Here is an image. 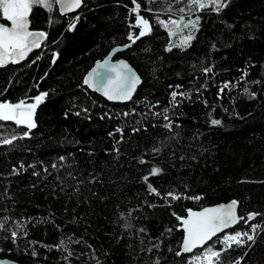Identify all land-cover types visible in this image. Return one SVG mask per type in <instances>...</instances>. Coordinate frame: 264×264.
Returning <instances> with one entry per match:
<instances>
[{
    "label": "trees",
    "instance_id": "obj_1",
    "mask_svg": "<svg viewBox=\"0 0 264 264\" xmlns=\"http://www.w3.org/2000/svg\"><path fill=\"white\" fill-rule=\"evenodd\" d=\"M223 2L220 11L189 12L188 0H136L151 25L139 39L133 0H84L71 16L53 0L51 11L33 6L29 29L47 39L23 62L0 68V103L47 95L35 128L0 121V257L194 264L210 246L220 252L214 264H264V0ZM177 16H199L187 45H172L158 22ZM133 40L117 57L142 83L129 103L109 102L84 77ZM231 199L245 219L203 249L177 255L186 210ZM236 232L253 239L222 250L220 240Z\"/></svg>",
    "mask_w": 264,
    "mask_h": 264
},
{
    "label": "snow or ice",
    "instance_id": "obj_2",
    "mask_svg": "<svg viewBox=\"0 0 264 264\" xmlns=\"http://www.w3.org/2000/svg\"><path fill=\"white\" fill-rule=\"evenodd\" d=\"M61 10L64 12L72 11L79 8L82 0H59ZM149 3L152 0H148ZM189 12L191 7L196 6L203 10L211 4H216V11H220L221 7L226 5L220 4V0H188ZM135 7L132 9L136 13V24L134 26H142V30L136 39L140 36H144L151 30L149 21L139 15L140 5L133 0ZM33 6H43L51 11V3L49 0H0V16L5 18L11 23L10 27L0 24V66L8 62H17L18 60L24 59L27 54L32 51L33 48L39 46V38L44 37L45 33H37L29 31V20L28 16ZM151 11V9H148ZM168 11H171L169 8ZM181 13L185 11L184 8L179 9ZM78 19V17H77ZM163 24L164 27L168 28L169 23L172 26L180 29V25L183 28L189 29V35L184 37V44L188 43L193 37L191 35L192 30H198L199 16L195 19H188L186 22L183 16L179 19H171L170 21H158ZM74 27V25H70ZM171 32V29H169ZM172 35L176 33L172 32ZM31 38V39H30ZM131 39V37H130ZM183 46V45H181ZM171 50V46L167 49ZM54 62V61H53ZM100 69H107L108 74L105 76L104 73L100 72ZM211 71V69H206ZM139 77L131 70L127 63L120 61L117 64H109L108 60H105L102 64H97V67L89 73L88 78L85 79L84 83L90 86L97 87L103 91L104 95L112 100H128L131 99L132 92L135 90L136 85L139 83ZM45 94L35 97V102L32 104H26L24 100L19 101L16 104L9 102L0 103V121H13L17 125H26L29 130L36 127L33 121V114L36 106L43 100ZM178 93L173 92L172 98L175 100ZM183 95V93H180ZM212 124L218 125L221 122L219 120H212ZM27 135V133H25ZM16 139H4L3 144H11L12 140ZM159 169H153L152 174H155ZM147 180V177H145ZM155 191V189H152ZM174 199L179 197L174 196L172 193L168 194ZM198 199V198H197ZM237 201H232L229 205H221L215 208H206L200 212H192L189 210V216L187 219H183V227L186 231V236L183 240L182 250L183 252H191L196 247H202L213 237L217 236L218 233L228 228L231 225L238 223L241 217H237L235 209ZM256 214H250L248 219L254 218ZM3 225L0 224V227ZM255 231V228H253ZM15 236V233H13ZM244 237L247 240H252L253 236L248 233L236 232L235 234H226L220 243L224 245L222 250L231 248L233 243L237 246L242 245ZM180 255V253H177ZM220 252L213 251L211 247L205 249L203 253V260L207 261V264H213V258L218 261ZM195 264H200L201 257H194ZM239 264V261H237Z\"/></svg>",
    "mask_w": 264,
    "mask_h": 264
},
{
    "label": "water",
    "instance_id": "obj_3",
    "mask_svg": "<svg viewBox=\"0 0 264 264\" xmlns=\"http://www.w3.org/2000/svg\"><path fill=\"white\" fill-rule=\"evenodd\" d=\"M83 4H84V0H82L81 5H80L79 8H76V9H74V10H72V11L64 12V11L61 10V6H60V2H59V0H56V6H57V9H58L60 15L76 14L77 12L80 11V9L82 8ZM73 25H74V24H73ZM31 31H32V32L45 33V34H46V32L43 31V30H31ZM30 39H31V38H30ZM46 39H47V34H46L44 37L39 38V46L33 48L32 51H30L24 59H22V60H18L17 62H8V63H6V64L0 66V68H5V67H7L9 64H11V63H21V62H23L24 60H26V59H27V58L33 53V51L37 50V49H38L43 43H45ZM133 42H134V40L131 41L130 43L126 44V45H117V46L113 47V48L109 51V53H108L106 56H104V57L101 58V59H97V60L94 62V64L92 65V67L89 69V71L87 72V74H86L85 77H84V81H85V79L88 78L89 73H91L92 70L95 69V68L97 67V64H98V63H99V64H102L105 60H108V61H109V64H113V65L119 63L120 61H123V62L127 63L128 66L131 68V70L135 73V75H136L137 77H139V81H140V82L136 85L135 90L132 92L131 99H128V100H112V99H109L107 96L104 95L103 91L99 90L97 87L90 86V85H87V84L84 83V84H85V85H86L91 91H93V92L97 93L98 95L102 96L103 98H105V99H106L107 101H109V102H112V103H119V104L129 103V102L134 98V96H135V94H136L138 88L140 87V85H141V83H142V77H141V75L138 73V71L133 67V65H132L127 59H125V58H123V57H117V55H118L119 53L125 51L128 47H130V46L133 44ZM99 71L102 72V73H104L105 76H107V74H108L107 69H100ZM46 95H47V94H46ZM46 95L44 96V98L46 97ZM44 98H43V100H42V101L36 106V108H37L41 103H43ZM36 108H35V110H36ZM34 113H35V111H34ZM232 201H237V206H236V209H235V213H236L237 217H241V218H243V219H240V220L238 221V223H236V224H234V225H231V226H229L228 228H226V229H224L223 231H221L220 233H218L217 236H219V235H221V234H223V233H225V232H227V231H229V230H231V229L236 228V227L240 224V222H241L242 220L245 219V216H241V214H240V212H239V201H238L237 199H231V200H229V201H227V202H221V203H217V204L207 205V206H204V207L199 208V209L188 208V209L186 210L185 215L182 216L181 218H183V219H187L188 216H189V210H191L192 212H200V211H203V210L206 209V208H215V207H219V206H221V205H224V206L229 205ZM179 223H180V225H179L178 228H179L180 231L183 232V238H182V241H181V243H180V248H179V251H178V253H180V255H188V254H192V253H194V252H195L196 250H198V249H203V248H204L206 245H208V244H209L214 238H216V237H213L211 240H209V241H208L206 244H204L202 247H199V246H198V247L194 248L191 252H183V250H182V244H183V240H184V238H185V236H186L187 233H186V231H185V229H184V227H183V220H182V219H179ZM0 264H21V263L18 262V261H16V260L10 259V258L0 257Z\"/></svg>",
    "mask_w": 264,
    "mask_h": 264
},
{
    "label": "rangeland",
    "instance_id": "obj_4",
    "mask_svg": "<svg viewBox=\"0 0 264 264\" xmlns=\"http://www.w3.org/2000/svg\"><path fill=\"white\" fill-rule=\"evenodd\" d=\"M53 1H55V0H53ZM51 2V0H49V3ZM205 2L207 3V0H205ZM220 4H224V2H223V0H220ZM209 6H217L216 4H211V5H209ZM198 8V7H197ZM199 9V8H198ZM199 10H201V9H199ZM184 17V20H185V22L188 20V18H186L185 16H183ZM3 18V17H2ZM180 18V16H177V17H175V18H171V19H179ZM5 19V18H4ZM145 19V18H144ZM29 20V19H28ZM147 20V19H146ZM0 24H4L5 26H7V27H10L11 26V23L8 21V23L6 24V23H2V22H0ZM29 24H30V22H29ZM149 25H150V23H149ZM139 28H140V31L142 30V26H139ZM150 28H151V25H150ZM168 30L169 29H171V32H170V35H171V37H172V42H173V44L172 45H187L188 43H190V41L192 40H190L188 43H186V44H184V42H183V40H184V37H186V36H188L189 35V29H186V28H183V25H180V29H182V30H178L177 29V27H175V26H172L170 23H169V26H168V28H167ZM29 31H31L30 29H29ZM150 32V31H149ZM149 32H147V33H149ZM172 32H174V33H176L175 35H172L171 33ZM194 30H192L191 31V35H192V37L194 36ZM2 103V102H1ZM26 104H32V103H26ZM34 115V114H33ZM33 121H34V119H33ZM227 234H235V233H227ZM223 239V238H222ZM210 246H208V247H205L204 249H203V252H201L200 254H198V255H196L195 257H197V256H199V257H201V261H200V264H207V261L206 260H203V253H204V251H205V249H207V248H209ZM212 248V247H211ZM213 249V248H212ZM213 251H215L214 249H213ZM213 260H214V258H213ZM192 261L194 262V264H195V261H194V258L192 259ZM214 264V263H213Z\"/></svg>",
    "mask_w": 264,
    "mask_h": 264
},
{
    "label": "flooded vegetation",
    "instance_id": "obj_5",
    "mask_svg": "<svg viewBox=\"0 0 264 264\" xmlns=\"http://www.w3.org/2000/svg\"><path fill=\"white\" fill-rule=\"evenodd\" d=\"M55 4H56V0H55ZM57 7V6H56ZM58 10V9H57ZM59 13V11H58ZM60 14V13H59ZM72 14H68V15H62V16H71Z\"/></svg>",
    "mask_w": 264,
    "mask_h": 264
}]
</instances>
